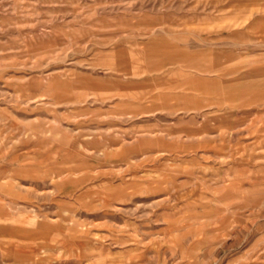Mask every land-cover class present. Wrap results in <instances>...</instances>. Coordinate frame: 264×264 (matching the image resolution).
<instances>
[{
	"label": "rangeland",
	"instance_id": "1",
	"mask_svg": "<svg viewBox=\"0 0 264 264\" xmlns=\"http://www.w3.org/2000/svg\"><path fill=\"white\" fill-rule=\"evenodd\" d=\"M0 264H264V0H0Z\"/></svg>",
	"mask_w": 264,
	"mask_h": 264
}]
</instances>
